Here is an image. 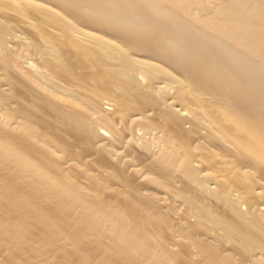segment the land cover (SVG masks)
Returning <instances> with one entry per match:
<instances>
[{"label":"bare ground","instance_id":"bare-ground-1","mask_svg":"<svg viewBox=\"0 0 264 264\" xmlns=\"http://www.w3.org/2000/svg\"><path fill=\"white\" fill-rule=\"evenodd\" d=\"M0 264H264V0H0Z\"/></svg>","mask_w":264,"mask_h":264}]
</instances>
